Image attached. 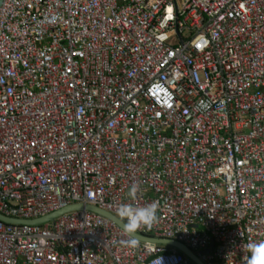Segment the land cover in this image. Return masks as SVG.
Returning a JSON list of instances; mask_svg holds the SVG:
<instances>
[{"label": "built area", "instance_id": "obj_1", "mask_svg": "<svg viewBox=\"0 0 264 264\" xmlns=\"http://www.w3.org/2000/svg\"><path fill=\"white\" fill-rule=\"evenodd\" d=\"M77 203L155 204L136 233L248 264L264 242V0L2 1L0 213ZM128 239L86 209L0 220V264H195Z\"/></svg>", "mask_w": 264, "mask_h": 264}, {"label": "clouds", "instance_id": "obj_2", "mask_svg": "<svg viewBox=\"0 0 264 264\" xmlns=\"http://www.w3.org/2000/svg\"><path fill=\"white\" fill-rule=\"evenodd\" d=\"M137 185H132L129 195L134 196ZM157 207L155 204H148L143 207H136L132 204H121L117 210V216L121 222V227L127 232L130 239L123 241L126 245L135 244V233L140 227H148L154 224L157 217ZM248 249L251 252L248 264H264V242L250 243Z\"/></svg>", "mask_w": 264, "mask_h": 264}, {"label": "water", "instance_id": "obj_3", "mask_svg": "<svg viewBox=\"0 0 264 264\" xmlns=\"http://www.w3.org/2000/svg\"><path fill=\"white\" fill-rule=\"evenodd\" d=\"M2 1L0 0V6L2 5ZM81 209H86V210H90L93 212H96L106 218H109L111 220H113L117 225H119L121 227V222L119 221V218L116 217L115 215L98 208L97 206H93V205H83L81 203H77V204H69L63 208H60L56 211H53L45 216L36 218V219H30V220H20V219H15V218H11L8 216H4L0 213V220L6 223H13V224H42L46 221H50L53 220L55 217L66 213V212H70L72 210H81ZM122 228V227H121ZM123 229V228H122ZM135 237L137 240L139 241H144V242H154V243H163V244H167V245H172L175 246L176 248H178L180 251H182L188 258H190L195 264H203L198 257L189 249L187 248L185 245H183L180 242L174 241V240H168V239H159V238H152V237H147L138 233H135ZM213 246V243H210V246L206 249V250H202L200 253L201 254H205L207 252H209L211 250Z\"/></svg>", "mask_w": 264, "mask_h": 264}]
</instances>
